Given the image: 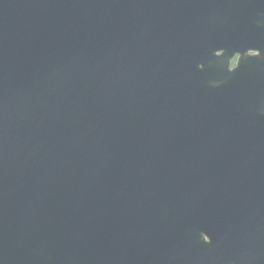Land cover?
Listing matches in <instances>:
<instances>
[{"label": "water", "instance_id": "obj_1", "mask_svg": "<svg viewBox=\"0 0 264 264\" xmlns=\"http://www.w3.org/2000/svg\"><path fill=\"white\" fill-rule=\"evenodd\" d=\"M0 264H264V0H0Z\"/></svg>", "mask_w": 264, "mask_h": 264}, {"label": "flooded vegetation", "instance_id": "obj_2", "mask_svg": "<svg viewBox=\"0 0 264 264\" xmlns=\"http://www.w3.org/2000/svg\"><path fill=\"white\" fill-rule=\"evenodd\" d=\"M236 65V61H234V63H233V66H235ZM206 239L208 240V238L206 237Z\"/></svg>", "mask_w": 264, "mask_h": 264}]
</instances>
